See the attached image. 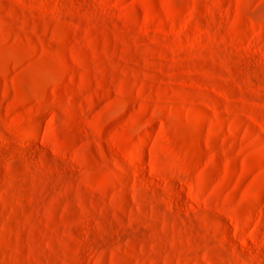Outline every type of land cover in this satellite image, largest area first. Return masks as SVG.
I'll list each match as a JSON object with an SVG mask.
<instances>
[{"label": "rangeland", "instance_id": "374dc122", "mask_svg": "<svg viewBox=\"0 0 264 264\" xmlns=\"http://www.w3.org/2000/svg\"><path fill=\"white\" fill-rule=\"evenodd\" d=\"M0 264H264V0H0Z\"/></svg>", "mask_w": 264, "mask_h": 264}]
</instances>
